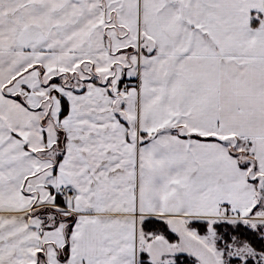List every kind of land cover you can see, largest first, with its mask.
<instances>
[{"label": "snow or ice", "instance_id": "obj_1", "mask_svg": "<svg viewBox=\"0 0 264 264\" xmlns=\"http://www.w3.org/2000/svg\"><path fill=\"white\" fill-rule=\"evenodd\" d=\"M0 264H264V0H0Z\"/></svg>", "mask_w": 264, "mask_h": 264}]
</instances>
